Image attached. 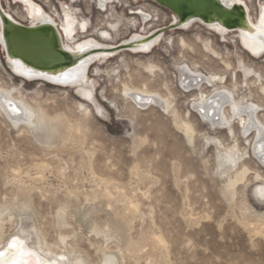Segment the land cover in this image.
<instances>
[{
  "label": "rangeland",
  "instance_id": "obj_1",
  "mask_svg": "<svg viewBox=\"0 0 264 264\" xmlns=\"http://www.w3.org/2000/svg\"><path fill=\"white\" fill-rule=\"evenodd\" d=\"M14 1L1 0L2 7L29 25L25 6ZM33 1L56 9L61 22L65 10L85 21L74 41L91 34L115 44L171 20L146 1ZM262 1L246 0L253 20ZM137 10L151 20L143 23ZM3 57L0 47V90L32 117L15 124L0 109V251L24 237L62 264H264V165L254 135L238 120L231 131L212 127L191 106L225 87L239 105L258 106L264 123V56L251 57L235 33L221 37L195 24L165 33L148 54L95 64L87 102L77 88L14 78ZM184 67L222 84L188 91ZM123 85L166 96L171 109L137 106L122 97Z\"/></svg>",
  "mask_w": 264,
  "mask_h": 264
},
{
  "label": "bare ground",
  "instance_id": "obj_2",
  "mask_svg": "<svg viewBox=\"0 0 264 264\" xmlns=\"http://www.w3.org/2000/svg\"><path fill=\"white\" fill-rule=\"evenodd\" d=\"M93 1L102 7L108 5L111 0ZM137 1H146L162 7L152 0H133V2ZM214 1L225 10H228L225 17H219L215 14L209 18L176 15L166 9L171 16L168 26L159 29L149 28L146 29V32H133L125 39L115 44H110L99 41L91 34L84 36L82 40L78 39V41H74L77 39V30L84 31L87 23L79 21L70 12L71 10L63 11L61 22L56 9L47 12L33 0L14 1L15 4L25 6L26 16L31 20L29 25H24L4 10L0 0V47L4 56L2 64L14 78L26 83L42 82L55 87L77 88L80 97L83 98V102H87L88 100L86 101L85 97H91L90 90L88 89L90 83L88 71L95 64L112 59L122 53L148 54L161 43L165 33L170 31H185L195 24L204 26L212 33L221 37L235 33L238 42L251 57L255 59L263 57L264 1L259 3V10L255 20L251 17L246 0ZM113 8H115V5ZM135 14L142 18L143 23L152 18L151 14L146 15L142 10H137ZM14 26L28 28V30H38L39 34L44 37L42 41H49L48 44L51 46L56 41L58 50L64 54L65 63L53 70L39 71L34 68L32 69L22 60L12 56L8 33L13 30ZM26 50L34 55L37 54L35 48L29 47ZM150 68V66L147 67L148 70ZM244 71L246 73L251 72L248 68H244ZM181 74V86L188 91H200L203 85L222 84V77L201 75L189 67H184L181 70ZM253 74L256 75V73ZM261 90L264 92V87ZM121 95L124 99L133 101L137 106H146L150 102V104L157 105V107L160 106L166 112L171 109V102L168 97L162 96L157 92H152L145 87L136 88L123 85ZM192 104L191 106H193L194 110L199 113L203 120L209 122L212 127L223 129L228 127V129L230 128L228 131H231L233 121L238 120V124H240L244 134L254 135L256 155L261 164L264 165V123L257 116V113L260 112H258V106L239 105L232 91L225 87H217V89L205 94L203 97L199 94ZM0 109L3 111L5 117L15 124H27L32 117L31 109L21 100L1 90ZM186 133L190 134L191 132L187 129ZM226 154L228 162L235 165V154L233 152ZM1 237L2 231L0 226V244ZM51 254L49 255L48 252L29 246L24 237H13L7 242L5 248L0 251V264H62V257L56 258V256L53 257ZM103 264L113 263L111 259H108Z\"/></svg>",
  "mask_w": 264,
  "mask_h": 264
},
{
  "label": "water",
  "instance_id": "obj_3",
  "mask_svg": "<svg viewBox=\"0 0 264 264\" xmlns=\"http://www.w3.org/2000/svg\"><path fill=\"white\" fill-rule=\"evenodd\" d=\"M176 15L195 16L209 18L214 14L225 17L228 10L222 8L214 0H152ZM1 11V10H0ZM44 38L38 30H28V28L14 26L8 33L10 53L12 56L22 60L32 69L39 71L53 70L66 61L61 53L56 41L53 46L42 41ZM29 45V46H28ZM50 45V46H49ZM35 48L36 55L29 53L26 48Z\"/></svg>",
  "mask_w": 264,
  "mask_h": 264
}]
</instances>
